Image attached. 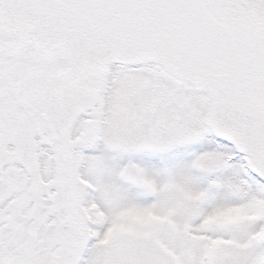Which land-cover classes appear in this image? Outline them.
<instances>
[{
    "label": "snow or ice",
    "instance_id": "1",
    "mask_svg": "<svg viewBox=\"0 0 264 264\" xmlns=\"http://www.w3.org/2000/svg\"><path fill=\"white\" fill-rule=\"evenodd\" d=\"M0 264H264V0H0Z\"/></svg>",
    "mask_w": 264,
    "mask_h": 264
}]
</instances>
